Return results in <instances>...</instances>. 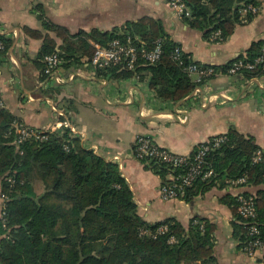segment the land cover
Returning a JSON list of instances; mask_svg holds the SVG:
<instances>
[{"label": "trees", "instance_id": "trees-1", "mask_svg": "<svg viewBox=\"0 0 264 264\" xmlns=\"http://www.w3.org/2000/svg\"><path fill=\"white\" fill-rule=\"evenodd\" d=\"M184 2L190 8L191 15L183 20L190 28L201 31L205 39L220 30V41H224L235 24H244L239 7H260L263 0ZM246 16L249 22L255 15L248 13ZM43 26L45 30L54 32L63 45L56 47L49 37L25 29L30 37L44 39L38 54L42 74L43 57L51 53H57L64 64L82 57L90 58L94 52L93 44L105 46L114 38L130 36L134 43L152 49L154 41L161 37L162 55L154 65L139 64L132 72L120 71L115 67L103 70V73L119 77L120 74L133 76L147 70L149 85L156 98L172 103L187 98L205 81L195 83L187 71L191 64L205 65L194 62L185 53L179 59H174V50L179 46L160 34V22L148 17L111 32L92 30L74 36L50 23ZM0 41L3 43L0 56H4L10 43L2 35ZM262 48L264 43L254 42L239 58L250 61L259 55ZM230 64L222 67L224 74ZM213 68L217 71L216 67ZM241 74L252 78L264 75V71L257 69ZM14 124L25 126L5 108H1L0 264H218L214 251L215 225L194 219L185 228L173 218L148 224L139 216L133 194L116 163L106 161L85 148L79 137L65 127L47 132L43 139L31 137L17 143ZM224 136L225 140L220 146L205 156L203 172L212 170L213 175L205 180L197 179L191 187L186 188L182 201L188 203L218 184L219 187H232L227 181L245 176V184L233 186L238 188L237 192L222 198L232 213L233 235L239 249H242L244 242L253 237L248 236L238 215L236 195L239 193L255 196L256 216L252 222L259 230L257 238L264 241V152L261 160L253 163L252 159L259 148L251 138L235 131ZM203 143L188 154V163L193 161ZM137 161L145 170L159 177L161 186L170 185L171 177L177 176L186 167L150 157ZM34 179L42 183L43 194L39 196L34 191ZM250 187L258 190L250 192L247 190ZM158 226H166L167 231L156 237L141 235L143 229L152 232Z\"/></svg>", "mask_w": 264, "mask_h": 264}, {"label": "crops", "instance_id": "crops-1", "mask_svg": "<svg viewBox=\"0 0 264 264\" xmlns=\"http://www.w3.org/2000/svg\"><path fill=\"white\" fill-rule=\"evenodd\" d=\"M144 17L160 22V34L194 62L216 67V75L176 103L156 98L147 70L114 77L95 70L84 57L62 64L55 83L43 78L38 59L44 39L25 32L37 31L60 47L63 41L45 30V23L74 36L92 30L111 32ZM0 35L10 43L0 56V93L13 117L28 128L47 131L66 122L85 148L118 165L139 216L148 224L173 218L186 228L194 219L208 221L215 225L218 264H264L259 255L243 253L233 235L232 213L222 198L238 188L218 184L188 203L163 200L159 177L145 170L132 152L137 135L187 156L198 144L230 131L251 138L264 151V75L251 78L221 71L252 43H264V0L249 22L235 24L230 36L218 42H209L201 31L190 28L167 0H0ZM247 190L255 193L258 188Z\"/></svg>", "mask_w": 264, "mask_h": 264}, {"label": "built area", "instance_id": "built-area-1", "mask_svg": "<svg viewBox=\"0 0 264 264\" xmlns=\"http://www.w3.org/2000/svg\"><path fill=\"white\" fill-rule=\"evenodd\" d=\"M167 4L172 9L174 14L180 18L185 19L190 17V8L186 5L184 0H167ZM259 7L254 5H241L238 12L241 16L242 23H247V14H256ZM221 31L216 30L211 33L209 42L220 41ZM94 52L90 58H85V62L88 63L95 70L103 71L111 68L118 67L120 71L132 72L136 66L141 65H154L157 63L162 55V38L158 37L154 41V47L152 49H146L143 45L134 43L130 36H124L123 38H114L107 45L102 46L99 44H93ZM3 48V43L0 41V49ZM183 52L180 47H176L174 50L173 58L179 59ZM44 71L43 75L45 79H51L55 83L58 82L56 71L62 65L63 61L57 53H51L43 57ZM260 69L264 71V48L260 50L258 56L250 61H246L243 57L237 58L231 62L227 75L234 76L243 73L244 71L251 72ZM188 73L196 78V81L207 80L216 75V70L211 66L200 67L195 64H191L187 67ZM5 108L2 96L0 93V109ZM60 117L64 115L57 113ZM17 131V143H22L28 138L35 137L43 139L45 134L52 130H40L32 129L20 124H14ZM63 125V126H62ZM68 125L66 122L60 125L59 128ZM225 140L224 135H218L211 140L206 141L199 146L196 155L192 162L188 163V155H178L170 152L165 148L158 146L149 136L137 135L133 140L132 152L133 157L139 160L143 157H150L157 159L163 163L171 164L174 166H186L185 169L177 176H172L170 185L160 186V196L163 200H182L185 196V189L193 185L197 180H205L213 175L212 170L203 172V165L205 164V156L209 152L220 146ZM263 150L258 149L253 157V163L261 160ZM22 153V152H21ZM246 183V177L242 176L235 181H227V184L233 186L243 185ZM236 203L238 209V215L243 221L244 229L247 231L248 236L253 239H248L244 243V247L241 249L243 253L249 257L259 255L264 259V241L257 238L259 230L254 226L252 220L256 216L255 196L244 195L239 193L236 195ZM167 231L166 226H158L154 231L143 229L141 235H147L156 237L158 234H163ZM170 240H173L172 238Z\"/></svg>", "mask_w": 264, "mask_h": 264}, {"label": "rangeland", "instance_id": "rangeland-1", "mask_svg": "<svg viewBox=\"0 0 264 264\" xmlns=\"http://www.w3.org/2000/svg\"><path fill=\"white\" fill-rule=\"evenodd\" d=\"M192 76L194 77V75H192ZM33 187H34V191H35L36 195L39 196V195L43 194V187H42V183L40 180L34 179L33 180Z\"/></svg>", "mask_w": 264, "mask_h": 264}]
</instances>
